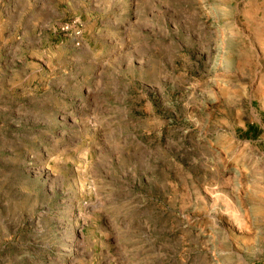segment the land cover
Segmentation results:
<instances>
[{"label": "rangeland", "instance_id": "374dc122", "mask_svg": "<svg viewBox=\"0 0 264 264\" xmlns=\"http://www.w3.org/2000/svg\"><path fill=\"white\" fill-rule=\"evenodd\" d=\"M0 264H264V0H0Z\"/></svg>", "mask_w": 264, "mask_h": 264}, {"label": "built area", "instance_id": "2783aa9c", "mask_svg": "<svg viewBox=\"0 0 264 264\" xmlns=\"http://www.w3.org/2000/svg\"><path fill=\"white\" fill-rule=\"evenodd\" d=\"M65 30V29H64Z\"/></svg>", "mask_w": 264, "mask_h": 264}]
</instances>
